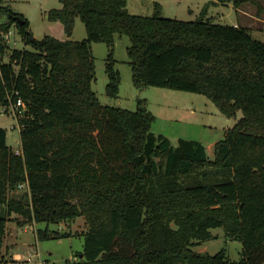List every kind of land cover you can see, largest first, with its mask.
Returning <instances> with one entry per match:
<instances>
[{
    "label": "trees",
    "instance_id": "trees-1",
    "mask_svg": "<svg viewBox=\"0 0 264 264\" xmlns=\"http://www.w3.org/2000/svg\"><path fill=\"white\" fill-rule=\"evenodd\" d=\"M60 2L48 17L61 20L68 36L79 17L82 40L32 39L29 19L0 0V31L15 25L31 45L0 37V103L9 96L26 103L19 151L0 125V264L9 219L45 222L37 236L46 239L70 235L49 225L80 215L88 224L83 250L63 264H264V40L247 25L214 21L207 5L187 20L162 15L158 3L149 15L131 12L128 0ZM123 34L136 86L196 91L227 115L242 111L213 156L199 139L173 144L156 133L146 98L136 109L100 100L92 42L110 48L106 92L116 96L114 44ZM219 226L242 242L238 260L225 247L193 249Z\"/></svg>",
    "mask_w": 264,
    "mask_h": 264
},
{
    "label": "rangeland",
    "instance_id": "rangeland-1",
    "mask_svg": "<svg viewBox=\"0 0 264 264\" xmlns=\"http://www.w3.org/2000/svg\"><path fill=\"white\" fill-rule=\"evenodd\" d=\"M257 1L259 4L251 1L244 2L240 8L264 16V0ZM4 2L9 3L15 11L22 12L29 19L30 28L36 38H42L45 34L60 38L68 37L63 22L48 17L52 7L61 5L60 0H4ZM157 3L160 4L162 15L187 20L199 17L207 5V14L214 21L242 25L250 23L253 36L264 40V21L256 22L251 19V16L247 18L233 0H128V7L133 13L152 15L156 12ZM259 5L263 6L262 9ZM2 20L4 17L0 16V21ZM86 36L85 23L76 17L73 34L69 37L82 40ZM9 41L12 47L29 48L31 46L26 44L15 25L12 27ZM130 43L127 34L117 35L115 38V66L121 73V83L118 94L111 96L106 92V85L109 81L106 62L110 48L104 41L92 42L96 64V74L92 85L100 100L105 104L136 109L139 98H146L147 107L156 116L152 125L156 133L165 134L173 144H177L180 137L199 139L206 145L208 153L213 156L215 143L225 136L228 127L237 122L242 116V111L238 110L232 116L227 115L211 98L196 91L156 85L136 86L132 79L130 56L127 50ZM12 124H15V127L12 128ZM0 125L7 128L8 143L14 149L20 148V127L17 118L11 112L2 113L0 111ZM12 215L18 216L16 213ZM45 226V222L20 225L17 218L7 221L4 249L8 259H11L9 264H63L67 260L78 259L77 253L83 250L84 232L88 229L85 217L80 215L71 220L49 225L51 231L58 230L70 234L64 237L39 239L37 229ZM211 231L215 234L214 237L197 242L193 245V249L213 254L225 247L229 256L238 260L241 255L242 242L228 236L223 227H213ZM12 249L20 254H13ZM15 259L19 262H15Z\"/></svg>",
    "mask_w": 264,
    "mask_h": 264
},
{
    "label": "built area",
    "instance_id": "built-area-1",
    "mask_svg": "<svg viewBox=\"0 0 264 264\" xmlns=\"http://www.w3.org/2000/svg\"><path fill=\"white\" fill-rule=\"evenodd\" d=\"M11 32H12V28L9 29L7 32L0 31V37H4L5 39L9 40L11 36ZM9 99L10 102L8 104L0 103V111L2 113L11 112L17 118V123L21 128L19 117L24 114V111L26 109V103L21 96H18L16 99H13L11 98V96H9ZM13 127H15V124H12V128ZM17 151H19L18 148Z\"/></svg>",
    "mask_w": 264,
    "mask_h": 264
},
{
    "label": "crops",
    "instance_id": "crops-1",
    "mask_svg": "<svg viewBox=\"0 0 264 264\" xmlns=\"http://www.w3.org/2000/svg\"><path fill=\"white\" fill-rule=\"evenodd\" d=\"M239 9H240V11L243 13V14H245L246 15V17L247 16H251V19L252 20H255L256 22H259V21H264V16H260L259 14H253V13H251V12H248V11H246V10H244V9H242V8H240L239 7ZM263 10H264V7H263ZM19 12V11H18ZM248 18V17H247ZM236 24V23H235ZM247 26H251V24L250 23H248V25ZM68 36V35H67ZM69 37V36H68ZM16 216V215H15ZM12 217H14L13 215H12ZM27 224H29V223H27ZM25 225V224H24ZM12 251V253L14 254V253H18V254H20L19 252H17V251H15V250H11ZM22 254H24V253H22ZM12 258V257H11ZM13 258H14V256H13ZM12 258V259H13ZM6 261H5V263H3V264H9V261H11V259H8V257L6 256ZM16 260V259H15ZM15 262H19V260H16Z\"/></svg>",
    "mask_w": 264,
    "mask_h": 264
},
{
    "label": "water",
    "instance_id": "water-1",
    "mask_svg": "<svg viewBox=\"0 0 264 264\" xmlns=\"http://www.w3.org/2000/svg\"><path fill=\"white\" fill-rule=\"evenodd\" d=\"M14 19H15L17 22L21 23V24L24 22V19H23L19 14H16V15L14 16ZM30 36H31L32 39L35 38V36L33 35V33H31ZM0 214H1L2 216H5L3 206H2V209H1V211H0Z\"/></svg>",
    "mask_w": 264,
    "mask_h": 264
}]
</instances>
